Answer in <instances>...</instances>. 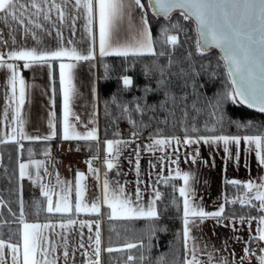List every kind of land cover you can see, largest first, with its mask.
Instances as JSON below:
<instances>
[{"label": "snow or ice", "instance_id": "1", "mask_svg": "<svg viewBox=\"0 0 264 264\" xmlns=\"http://www.w3.org/2000/svg\"><path fill=\"white\" fill-rule=\"evenodd\" d=\"M58 4L52 0V6L47 10L44 9L40 0H0V19L7 21L9 18L16 21L20 25L25 24L24 16L31 11L33 16H39L41 12L44 13V19H49L48 13L55 8L58 12L59 19L63 23L70 13L65 11L66 3ZM47 3V0H44ZM148 8L146 9L143 0H74L73 7L76 9L75 15H72L71 27L75 28V21L79 17L81 11L87 19L86 30L89 35H92L93 25H98L99 34V55L101 57L116 55V56H154V57H167L166 65H158L160 79L157 81L158 88L163 89L165 92V101L159 107L163 108L166 104L171 103L173 109L183 105L181 123H185L189 118V111H195L199 114L203 109L197 107L201 93L196 77L207 73L209 79L217 73L211 69V62L208 65H200L199 70L195 67L192 59L193 53L187 52L186 55L180 59L174 58V53L177 48L181 47V40L178 32L182 31L179 19L172 23V13L179 11L180 17L184 21H194L196 31L198 33L195 40L196 54L201 57L210 55V50L213 48L220 49L222 56L220 59L224 62L226 70L227 83L225 91L221 94L210 98L207 102V107L210 109L209 116L215 118L211 127L205 125V130L210 133L209 135H198L200 129L196 127L195 123L186 124L184 129V136H165L159 130L155 134H150L148 139L149 143L143 145V150L148 152L162 151L164 155L160 157L161 161L167 160L171 164H178L179 162V146L188 147L194 144L203 143H219L223 142L225 145V152L228 153L229 158L232 153L227 147L230 144L239 145L241 140L255 144L257 149L256 156L259 163L264 165V134L246 135H216V125L221 124L224 120L222 114V104L224 101L230 100L236 103L246 104L249 108H255L259 112L264 113V0H147ZM142 10L139 25H134L132 22V10ZM148 9L153 11L154 15H162L169 21V25L161 28L162 40L154 41L148 22ZM35 10V11H32ZM127 20L129 30L132 32V38L129 41L120 43L118 40V31L122 23ZM36 28H42L39 23L35 24ZM171 29L177 30V34H169ZM30 29L24 28L25 34H28ZM51 35V33H48ZM35 39V32H32ZM57 35L61 39V46L55 50H38L33 47L30 49H21L17 51H10L7 54V59L3 53H0V68L7 67L10 70L7 84L9 86L10 98H6L8 103L11 104L16 100L17 83H19V104L24 103L25 85L24 80L19 77L16 70V65L7 62L8 60L25 61L24 68H29L36 64H47L51 68L50 61L61 60L68 58L72 61H91L95 59L93 49H89L87 54H82L75 47L63 46V34L57 31ZM160 43L161 50L157 51L155 43ZM72 43L71 40L68 41ZM165 47L168 48L164 51ZM76 67L75 63H60L59 64V83L63 96V139L70 140H83V141H98L97 129L95 127L81 134L75 130V125L70 123V116L76 121L80 118L72 113L71 105L76 92L73 84L72 69ZM176 67L177 71H172ZM219 67V64H217ZM168 77H174L177 80L176 87L183 91L182 95L177 96L170 89L172 80ZM123 89L127 90L133 86V80L130 76L124 75L121 77ZM191 83L192 92L186 91ZM93 91H95L93 89ZM145 97L137 98L138 102L130 107L128 104L120 105L121 112L127 114L129 123L136 129L131 132L128 140L122 139H109L105 141L106 144V158L105 165L107 170L117 167V160L119 154L135 144L139 139L140 132L149 124H137V121L132 119V113H144L146 110L154 111L151 105L142 104L139 101L144 100L148 93L153 89L145 87ZM190 96H195L192 99L191 105L187 103ZM115 102V98H114ZM169 116H174V110H170ZM7 109H5L4 119L7 120ZM19 119V110L16 109V114L13 116V121ZM195 121V117H192ZM167 123V117L165 118ZM91 123H95L93 119ZM150 123V121H149ZM238 127H247L248 125L237 124ZM50 134L46 136H27L23 132V121L20 120L19 135L21 140H45L50 141L56 135L55 113H52V118L49 120ZM17 129L13 128L12 133H16ZM197 134V135H193ZM7 135L8 141H16L14 134ZM117 135H119L117 133ZM7 141L0 140V143ZM142 144V142H141ZM141 144H137L133 150L137 157L136 170L139 175V161ZM23 148V144H20ZM171 149L172 154L169 155L168 150ZM49 150L45 151V155H49ZM199 153L194 150L190 155H185V162L189 159L195 163ZM98 159V157H93ZM235 159L239 160V153L236 154ZM43 161L32 160L29 163H20V177L23 178L27 173L29 164L36 166V177L40 178V168L43 166ZM89 172L99 180V169L92 166V161H88ZM150 166L155 168L156 165L150 162ZM47 172V169H44ZM105 179L102 184L103 196L102 199L98 197L90 205L83 203V194L85 185L82 183L86 179L84 172H78L75 180V195L76 201L73 204L69 201L68 192L71 190V182H61L57 179V183H65V195L59 201L54 202L47 185H41L42 195L46 198L47 207L46 212L50 214H68V213H93L100 216L102 207L106 206L109 210L108 219H147L150 221L159 220L161 213L157 210V202L161 200L162 194L155 187V184L162 182L168 184L171 178L163 177L162 172L157 173L160 178L153 183V199L145 205L142 200L141 189L137 188L135 199L125 193L122 186L113 188L107 179V171L104 173ZM175 177L183 180V186L179 187V195L183 198V229L182 238L184 244V258L183 264H236L235 252L233 251V259L230 261L226 256L217 257V250L214 246L211 251H208V244L199 247L197 238L192 235V230L199 227L208 219L215 220L217 225L228 227L229 223L232 225V230L235 233V216H226L225 204H220L215 211H206L204 207L196 203L195 189L192 187L191 182L195 177L188 171H182L179 168L175 169ZM31 178V176H29ZM141 181H138L140 183ZM228 183L239 186L241 184L238 180H231ZM244 187L248 190L247 199L238 198L226 203H237L249 207L257 208L258 211L264 213V183L254 184L252 181L247 182ZM147 189H145L146 191ZM255 193L252 195V193ZM255 202H258V205ZM175 203V201H173ZM3 201L0 200V206ZM39 207V205H37ZM11 212V209H9ZM252 220L258 221L257 234L249 236L247 241H244L245 247L243 248L244 256L239 259V264H244L245 260H251L255 253L248 246L253 241L264 242V214L259 217H239L240 223L251 224ZM228 221L229 223H225ZM20 223L23 224L22 231V245L19 243H6L5 240L0 239V258L3 257L4 249L7 248L11 251V259L13 264H57L58 257L54 255L57 248L56 245L44 246L43 229L55 228L56 225L52 223H26L24 222L23 202L20 204ZM77 221L68 218L66 221H61L59 227L61 229H69L76 225ZM81 228L88 227L90 233L95 226L94 237L90 234L88 237L89 246L91 247V257L85 260V264H101V231L100 220L93 221H80ZM164 230V229H160ZM154 234L155 229H150ZM231 239L234 242H240L242 237L233 235ZM69 238L61 235V243L63 244V257L67 261L74 253L69 251ZM141 245L136 243H125L122 247L113 248L108 247L103 249L108 253L122 252L131 250ZM78 249L84 250L82 255L88 256V248H86L83 234L81 233L80 240L76 245ZM150 247V245H149ZM229 247L228 240L222 241L221 248L227 251ZM259 248V245H257ZM264 252V249H259ZM204 257V258H202ZM257 258L258 264H264V255ZM137 258L128 255L127 261L132 262ZM140 261L143 262L145 257L140 256ZM163 260V257L160 258Z\"/></svg>", "mask_w": 264, "mask_h": 264}, {"label": "crops", "instance_id": "2", "mask_svg": "<svg viewBox=\"0 0 264 264\" xmlns=\"http://www.w3.org/2000/svg\"><path fill=\"white\" fill-rule=\"evenodd\" d=\"M44 9L47 10L52 6V0H40ZM56 3H65V0H55ZM74 0H68L66 3L65 11L70 13L69 17L61 23L58 12L55 8L48 13L49 19H44V13L41 12L39 16H33L31 11L24 16L25 24L20 25L16 21L10 18L7 21L0 19V53H3L7 59V54L10 51H17L21 49L37 48L38 50H55L61 46V39L57 35V31L63 34V46L75 47L82 54H87L89 49H93L95 53V59L91 61H72L68 58L61 60L50 61L51 68L47 64H36L29 68H24L25 61L8 60L7 62L16 65V70L20 78L24 80L25 96L24 103L19 104V83H17V95L16 100L11 104L8 103L6 98H10L9 86L7 84L8 77L10 76V70L7 67L0 68V140L8 141L7 135L14 134L18 143L22 142H47L45 145H41V153L37 155L28 154L19 160L20 163H29L32 160L43 161V166L40 168V178L36 177V166L29 164V168L26 170V175L20 179V191L25 197L42 195L41 185H47L52 189L50 195L53 201H59L62 196L65 195L64 189L65 183H57V179L61 182H71V190L67 193L69 201L75 204V180L78 172H84L86 179L82 181L85 185V191L83 194V203L91 204L98 197L102 199V181L105 171H107V179L109 182H119L118 186H122L125 193L135 199L137 188L141 189L143 204L145 207L154 198L153 197V183L160 178L157 173L163 174V177L175 176V169L179 168L182 171H188L195 177L191 182L192 187L195 189L196 203L204 207L206 211H215L220 204H225L224 198V182L231 180H238L244 186L247 182L252 181L254 184L264 183V165L259 163V159L256 156L255 144H249L243 140L237 146L230 144L227 147L232 153V157L229 158L228 153L225 152V145L223 142L219 143H199L188 147L179 146V162L178 164H171L167 160L161 161L160 157L164 155L161 151L148 152L143 150V145H147L150 141L148 138H139L135 144H132L129 148L124 149L118 156L114 163H117V167L111 170H107L104 163L106 158V144L105 141L109 139H122L128 140L129 138H109L104 141L100 140L99 131V89H98V57L99 55V34L98 25H93V32L90 36L86 30L87 19L84 13L81 11L79 17L75 21V28L71 27L72 15H75L76 9L73 7ZM35 11V10H32ZM141 10H132V22L134 25H139L141 18ZM39 23L42 28H36L35 24ZM30 29L28 34H25L24 28ZM32 32H35L36 38H33ZM48 33H51L49 35ZM132 38V32L129 30L127 20H125L119 31L118 40L120 43L129 41ZM72 43L69 44L68 41ZM60 63H75L76 67L72 69L73 84L76 92L72 101L71 110L75 116L80 118L76 121L70 116V123L75 125V130L81 134L95 127L97 129L98 141H66L63 139V96L59 83V64ZM54 75L58 79V124L56 113V101H55V85ZM93 89L95 91H93ZM19 110V119L13 121V116L16 114V109ZM5 109H7V120L4 119ZM52 113H55L56 132L58 125L57 135L50 141L41 140H21L19 135L20 120L23 121V132L27 136H46L50 134L49 120L52 118ZM95 123H91L92 120ZM17 129L16 133H12V129ZM257 135V134H247ZM241 137L246 135H240ZM58 138L56 143L52 144ZM142 142V144H141ZM137 144H141L140 152V167L139 175L136 170V155L133 151ZM49 150L50 154L45 155V151ZM89 150L93 154L100 156V159H92L93 164H99V180L89 172L88 161L83 163H74L71 159H68L67 154L70 152ZM194 150H197L199 156L195 163H192L189 159L185 162V155L191 154ZM169 155L172 154L171 149L168 150ZM239 153V160L235 159L236 154ZM133 155V167L132 164H121L120 161L125 155ZM2 154L0 143V168H1ZM95 161V163H94ZM150 162L155 164L156 167L152 168ZM18 164V173H20ZM102 167V169L100 168ZM74 167V170L70 176V179L64 178L60 173H65L67 168ZM47 169V172L44 169ZM96 168V167H94ZM115 169V171H114ZM31 176V178H29ZM138 181H141L138 183ZM116 183V184H117ZM183 186V180L180 179V186ZM157 188V183L155 184ZM145 189H147L145 191ZM96 190H101L100 195L96 196ZM248 190L244 187L240 194V198L247 199ZM255 193L253 192L252 195ZM45 198V197H44ZM182 198V197H181ZM45 207H47V201L45 198ZM157 207V205H156ZM109 210L106 206L102 207L100 216L93 213H68L66 217L60 219L50 220H29L26 223H52L55 224V228L43 229L44 239L47 240V244L56 245L55 256L58 257L60 264H74V262L66 261L63 257V244L61 243V235L69 238V251L76 255L77 252H81L82 249L75 247V243L78 244L80 237L73 238L66 234L67 229H61L59 223L68 218L75 219L79 225L80 221H93L100 220V231L102 241V221L105 216H108ZM264 213L256 210L253 207L242 205L237 206L231 214H225L226 216H235V228L237 231L234 233L232 225L229 223L228 227L217 225L215 220L208 219L199 227L192 230V235L197 238V244L199 247H203L204 244H208V251H211L213 246L220 250L217 252V257L226 256L231 261L233 259L232 253H235L236 264H239V259L244 256L243 248L246 246L244 241L248 240L249 236H255L257 234L258 221L252 220L251 224L240 223L239 217H259ZM182 216H183V198H182ZM80 226V225H79ZM88 232L87 227H83ZM183 221L181 224V239L183 246V258H184V244L182 238ZM64 232L63 234L55 233L56 231ZM22 231L23 224H21L19 244L22 245ZM233 235H239L242 237L240 242H234L231 237ZM86 248L89 251L88 236H83ZM76 239V240H75ZM228 240L229 247L227 251L222 250V241ZM6 243H14L6 241ZM73 243V246L70 244ZM253 243L260 245L258 249L251 248ZM255 256L251 260H245L244 264H258L257 258L260 255H264L259 249H264V242L253 241L248 245ZM101 259L103 252V245H101ZM79 254V253H78ZM4 260L13 264L11 259V251L7 248L4 249ZM71 257V258H72ZM204 258V257H202Z\"/></svg>", "mask_w": 264, "mask_h": 264}, {"label": "trees", "instance_id": "3", "mask_svg": "<svg viewBox=\"0 0 264 264\" xmlns=\"http://www.w3.org/2000/svg\"><path fill=\"white\" fill-rule=\"evenodd\" d=\"M147 8V0H143ZM149 11V9H148ZM153 14V11L151 12ZM156 20L148 21L153 40H162L161 28L168 26L169 21L162 15H154ZM179 19L182 31H179L181 47L177 48L174 53L175 59H180L187 52L193 53V61L195 67L199 70L200 65H208L211 62V69L215 70L216 75L209 79L207 73L196 77L201 93L197 107L203 109L199 114L195 111H189V118L185 123H181L183 105L173 109L171 103L161 108L159 105L165 101V92L158 88L157 81L161 78L158 65H166L167 57L154 56H116L109 55L98 57V89H99V131L100 140L104 141L109 138H130L131 132L136 129L129 123L127 114L121 112L120 105L128 104L130 107L138 102L137 98L145 97V87L153 89L148 93L144 100L139 102L154 107V111L146 110L144 113H132V119L137 124H149L140 132L139 138H148L150 134H155L157 130L161 131L165 136L183 137L186 124L195 123L200 129L198 135H209L205 130L207 124L211 127L214 122L213 117L209 116L210 109L206 106L210 98L221 94L225 91L227 83L226 70L224 62L220 59L222 56L216 48L210 50V55L201 57L196 54L195 40L197 38L196 25L194 21H184L179 11L172 13L171 22L174 23ZM169 34H177V30L171 29ZM157 51L161 50L160 43H155ZM168 48L165 47L164 51ZM219 64V67H217ZM172 71H177L176 67ZM124 75H128L133 80V86L127 90L123 89L122 79ZM172 80L170 89L177 96L182 95L183 91L176 87L177 80L174 77H168ZM55 85V101L58 124V79L54 75ZM192 92L191 83L186 89ZM115 98V102H114ZM190 96L187 103L191 105ZM170 110H174L175 115L169 116ZM222 114L224 120L221 124L216 125V135H247V134H264V114L256 112L245 104L236 103L230 100L224 101L222 104ZM167 117V123L165 118ZM195 117V121L192 120ZM150 121V123H149ZM240 125H248L247 127H238ZM57 125V133H58ZM117 133L119 135H117ZM197 135V134H193ZM58 138L51 141L56 143ZM47 142H14L7 141L1 143V168H0V200L3 205L0 206V239L17 243L20 238V204L23 202L24 222L29 220H50L60 219L67 214H50L46 212L44 196L36 195L25 197L20 191V179L18 173L19 160L26 154L24 149H28L32 155L41 153V145ZM23 144V148L20 147ZM27 154V155H28ZM169 177V176H166ZM180 178L171 176L170 182L164 184L157 183V189L161 192L162 198L157 202V210L161 213L159 220L150 221L147 219H108L105 216L102 221V245L103 249L108 247L118 248L125 243H136L139 246L131 250L122 252L108 253L102 252V261L109 264L112 261L118 264H183V246L181 239L182 224V198L179 195ZM244 186H239L224 182V198L225 201L240 198V194ZM175 201V203H173ZM39 205V207H37ZM242 205L237 203L225 202V214L232 212L233 208ZM11 209V212L9 211ZM150 229H155L154 234ZM164 229V230H160ZM150 245V247H149ZM132 255L137 259L132 262L127 261V256ZM145 257L141 262L139 257ZM163 257L161 261L160 258Z\"/></svg>", "mask_w": 264, "mask_h": 264}, {"label": "rangeland", "instance_id": "4", "mask_svg": "<svg viewBox=\"0 0 264 264\" xmlns=\"http://www.w3.org/2000/svg\"><path fill=\"white\" fill-rule=\"evenodd\" d=\"M145 3V2H144ZM145 7H146V9H147V6H146V4H145ZM142 11V10H141ZM152 12V10L151 9H149V11H148V21L150 22V21H154V20H156V17L154 16V14H152L151 13ZM81 151H83V150H80V151H73L72 150V152H70L69 153V155L67 154V157H68V159H71L72 160V157L75 155V154H78L79 152H81ZM23 153H25L26 155L29 153V150L28 149H24L23 150ZM162 153V151L160 152V154ZM133 155L131 154V155H125L124 156V158H122L120 161H118L119 163H121V164H132L130 167H131V170H133L132 169V167H133V157H132ZM88 161H90V160H88ZM91 161H92V159H91ZM75 163V162H74ZM92 166L93 167H99V164L97 163V164H93L92 163ZM100 168L102 169V167L100 166ZM67 171L65 172V173H60V175L62 176V177H64V178H67V179H70V176H71V174H72V172H73V170H74V167H69V168H67L66 169ZM114 171H115V169H114ZM70 175V176H69ZM104 179H105V176H103V181H104ZM103 181H102V184H103ZM117 182H114V181H112V182H110V185L113 187V188H115V187H118V185H119V182L116 184ZM102 189V188H101ZM100 191L101 190H96V196H99L101 193H102V196H103V191H101V193H100ZM249 207V206H248ZM235 208H233L232 210H234ZM256 209V208H255ZM256 210H258V209H256ZM230 214H231V212H230ZM87 229H88V227H87ZM55 233H60V234H63L64 232H59L58 230L55 232ZM81 233L83 234V236H85V235H87L88 237H89V235L91 234L93 237H94V234H95V226H93V228H92V230H91V233H90V231H89V229H88V232H86V230L84 229V228H81L78 224H76V225H73L71 228H69V229H67V232H66V234H68L69 235V237H75V238H78V237H80L81 236ZM76 240V239H75ZM43 243H44V246L45 247H49L50 246V243H49V245L47 244V240L46 239H44V241H43ZM76 243H75V247H76ZM85 245H87V243L85 244ZM70 246H73V243H71L70 244ZM75 252H76V255L74 256V258L72 257V258H69V262H74V264H85V260L86 259H88V257H91V255H92V253H91V247L89 248V251H88V256L86 257V256H84V255H82V253H83V251L84 250H82L81 252H77L76 250H74ZM79 253V254H78ZM235 253H237L236 251H235ZM55 254V253H54ZM5 258H4V255H3V257L2 258H0V264H8L9 262H5V260H4ZM60 261L58 260L57 261V264H60L59 263ZM10 264H11V262H10ZM21 264H22V257H21ZM101 264H103V261H102V259H101Z\"/></svg>", "mask_w": 264, "mask_h": 264}, {"label": "built area", "instance_id": "5", "mask_svg": "<svg viewBox=\"0 0 264 264\" xmlns=\"http://www.w3.org/2000/svg\"><path fill=\"white\" fill-rule=\"evenodd\" d=\"M93 157H98V159H100V156L93 154L91 151L83 150V151L79 152L78 154H75L72 157V161L75 163H83V162H86V161L92 159ZM254 203H256L258 205V202H254ZM257 245H258L257 243H254L253 248L258 249ZM259 247H260V245H259ZM110 264H117V263L111 262Z\"/></svg>", "mask_w": 264, "mask_h": 264}, {"label": "water", "instance_id": "6", "mask_svg": "<svg viewBox=\"0 0 264 264\" xmlns=\"http://www.w3.org/2000/svg\"><path fill=\"white\" fill-rule=\"evenodd\" d=\"M217 50H219L220 51V49H218V48H216ZM220 53H221V51H220ZM221 55H222V53H221ZM246 105V104H245ZM252 110H254V111H256V112H259L257 109H255V108H251ZM259 113H261V112H259ZM261 114H264V113H261ZM94 163H95V161H94Z\"/></svg>", "mask_w": 264, "mask_h": 264}]
</instances>
